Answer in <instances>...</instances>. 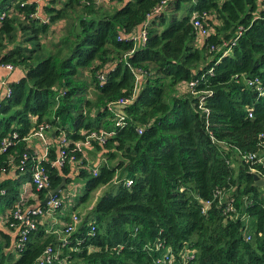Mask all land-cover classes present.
Instances as JSON below:
<instances>
[{
  "label": "trees",
  "instance_id": "trees-1",
  "mask_svg": "<svg viewBox=\"0 0 264 264\" xmlns=\"http://www.w3.org/2000/svg\"><path fill=\"white\" fill-rule=\"evenodd\" d=\"M60 1L0 0V65L21 73L0 90V264H264L253 178L263 181L264 158H247L264 147V0ZM60 19L61 39L46 46ZM40 124L49 145L36 160L25 140ZM60 138L73 171L53 165ZM36 163L47 176L38 190ZM59 185L58 205L40 204L57 227L32 217L19 241L11 210ZM101 187L84 216L71 212Z\"/></svg>",
  "mask_w": 264,
  "mask_h": 264
},
{
  "label": "built area",
  "instance_id": "built-area-1",
  "mask_svg": "<svg viewBox=\"0 0 264 264\" xmlns=\"http://www.w3.org/2000/svg\"><path fill=\"white\" fill-rule=\"evenodd\" d=\"M196 15H192V26L198 30V33L200 35H205L206 34V29H204L202 27V24L200 21L197 20V18H195ZM140 38L143 39L144 34L143 32L140 33V35L138 36ZM0 68L4 69L6 72H10L12 70V67L10 65H0ZM258 81L256 78H254L252 81H249L248 84H256ZM6 81L5 79H0V88H4L5 87V94H8V88L6 87ZM193 85V83H187L185 86V88H190ZM256 91L260 92V94H264V88H260V87H256ZM126 101H117L116 104H123ZM248 116H250V114L248 113ZM45 125L40 124L38 125L35 130L29 134L27 136L26 139L29 138H35L36 140H38L42 146V153L41 155H36L35 153L33 154L35 156L36 160H39L40 158H44L48 145H49V141L47 139V137L45 136ZM86 138L89 139H93V140H97L98 142H100L103 139V136L101 134L96 135L94 132H90L88 135H86ZM85 138V139H86ZM86 139L85 143H77V146H82V147H86L89 148L90 145H88V140ZM9 142H7L6 139H2L1 141V145L3 147H5ZM65 140L63 138L59 139V144H61L58 147V150L56 152L57 157L56 159L53 161V165L59 167L60 164H62L64 161L67 162L69 168L71 171H73L75 169V167L77 166L76 164L79 163L78 160H75V158L73 157V155L70 156H66L63 148L66 146L65 144ZM26 157L25 154H22V159H24ZM248 159H251L252 161H256V162H261V160L264 158V147L261 151V153L256 156L255 154H251V155H247ZM9 162L12 161L11 158L8 159ZM31 181L30 184L34 186V188L36 190L41 189V188H46L47 187V176L45 173V170L39 166L37 163L35 164V166L33 167L32 171H31V177H30ZM263 179V190H264V176L262 177ZM46 206L49 209H52L53 207H56L58 205V200L52 199V194L50 195L49 199L46 201ZM207 204V203H206ZM205 204V205H206ZM205 209V207L201 208V211L203 212ZM229 209V208H228ZM43 211L40 208V202L39 204H33V205H27L26 207L23 206V208H19L16 207L14 209L11 210V215L12 217L17 221V226L15 227L14 232L19 235V241H23L25 238V234L34 227L35 221L32 217H40V215H42ZM71 222L73 225H75L77 223V219L75 216H71ZM72 225H67L66 226V231L71 230ZM244 232H246V229H244ZM246 240L250 239V235L246 234L245 236ZM50 257H51V249L50 248H46L43 252V258H44V262L45 263H49L50 262ZM183 258L185 259H190L191 258V254L184 252L183 253ZM38 264H41V258L38 259Z\"/></svg>",
  "mask_w": 264,
  "mask_h": 264
},
{
  "label": "rangeland",
  "instance_id": "rangeland-1",
  "mask_svg": "<svg viewBox=\"0 0 264 264\" xmlns=\"http://www.w3.org/2000/svg\"><path fill=\"white\" fill-rule=\"evenodd\" d=\"M53 1V2H52ZM44 0V3L46 4H50L51 6H54V8H60L61 7V3L62 1L60 0ZM61 2V3H60ZM67 10V9H66ZM77 10H80V8H76L74 7V9L72 11H68L66 12V14L68 15L69 17V20H72L75 15H77ZM38 11H39V8H38ZM180 14V12H177L176 15L178 16ZM54 26H53V29L52 31L48 34H47V37L46 39L44 40V44L46 46H49L51 43H54L56 42L57 40L61 39L62 35H63V32H64V29L65 27L67 26L66 25V21L64 20H58L56 21L55 23H53ZM61 26V27H60ZM87 99H90L92 100L94 98V90L90 87L88 88V91L86 92V97ZM38 142V140H37ZM86 148V147H85ZM90 151V148H86V150L84 151L86 154L85 156H87V160L90 161H93L92 160V156L91 154L89 153ZM77 182V181H76ZM106 187V186H105ZM105 187H101L100 189H96L94 190L90 197L84 202V203H75L74 204V207L71 208V212H74L76 214H79L80 216H84L85 213L89 210V208L91 207V205L94 203L95 199L105 190ZM75 190H78L77 188ZM72 201H74V198L72 199ZM73 204V202H72ZM27 205H24V207H26ZM69 206L68 205H65L64 207V210H63V214L65 212H67V214L70 212L67 210ZM2 206H0V212L2 211ZM62 209V208H60ZM60 209L56 211V213L60 212ZM61 215V213H59ZM62 214V216H64ZM53 216V215H52ZM51 214H47V213H42V215H40V217H43L44 219L48 220V222L50 223H53L54 225H52L51 229H53L55 226L57 227V222H58V219L57 217L54 218V216L52 217ZM60 224V223H59ZM61 225V224H60ZM247 225L249 226V224L247 223ZM248 226H245V227H248ZM246 229V232H247V228ZM7 231V230H6ZM8 232V231H7ZM12 233V232H11ZM53 233H56L55 231H53ZM13 234V233H12ZM57 250V249H56Z\"/></svg>",
  "mask_w": 264,
  "mask_h": 264
},
{
  "label": "crops",
  "instance_id": "crops-1",
  "mask_svg": "<svg viewBox=\"0 0 264 264\" xmlns=\"http://www.w3.org/2000/svg\"><path fill=\"white\" fill-rule=\"evenodd\" d=\"M19 77H21V73L15 69H12L10 72H6L4 69L0 68V79H5L6 83L16 81ZM180 89L184 90L185 86L181 85ZM0 90L4 91L5 87L3 89L0 88ZM25 141L28 143L33 153H35L38 156L41 155L42 146L39 141L37 142L35 138H29L26 139ZM41 219L45 222V219L43 217H41Z\"/></svg>",
  "mask_w": 264,
  "mask_h": 264
},
{
  "label": "water",
  "instance_id": "water-1",
  "mask_svg": "<svg viewBox=\"0 0 264 264\" xmlns=\"http://www.w3.org/2000/svg\"><path fill=\"white\" fill-rule=\"evenodd\" d=\"M254 180H256V185L261 186L263 185V181L259 180L256 175L253 176ZM60 189V185L57 186L55 189H47V193L45 197L40 201V204H45L46 201L49 199L50 195L53 194L54 192L58 191Z\"/></svg>",
  "mask_w": 264,
  "mask_h": 264
}]
</instances>
